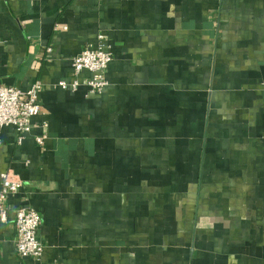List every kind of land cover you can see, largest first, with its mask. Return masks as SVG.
<instances>
[{"label":"crops","instance_id":"crops-1","mask_svg":"<svg viewBox=\"0 0 264 264\" xmlns=\"http://www.w3.org/2000/svg\"><path fill=\"white\" fill-rule=\"evenodd\" d=\"M100 42L104 91L60 87ZM37 80L31 131H0L24 182L0 264H264V0H0V86ZM21 205L40 262L16 251Z\"/></svg>","mask_w":264,"mask_h":264},{"label":"built area","instance_id":"built-area-1","mask_svg":"<svg viewBox=\"0 0 264 264\" xmlns=\"http://www.w3.org/2000/svg\"><path fill=\"white\" fill-rule=\"evenodd\" d=\"M103 39V36H100ZM49 51L51 48L48 49ZM112 53L105 49L104 43L99 47L87 46L72 59V80H62L58 85L64 89L77 90L80 85L79 76L88 71L90 76L86 81L87 92L97 94L109 85L106 69L112 61ZM42 84L34 81L27 90L14 86H0V131L13 125L17 132L18 144L22 143L25 135L31 131V120L42 112L39 102V91ZM45 127L46 123L43 124ZM46 135L37 136L39 144H43ZM23 180L12 169L0 172V222L9 219L7 199L10 194L18 192L23 187ZM17 229L16 251L22 259H33L40 262L45 249L43 240L39 237L42 217L38 210L28 205H21L15 210Z\"/></svg>","mask_w":264,"mask_h":264},{"label":"rangeland","instance_id":"rangeland-1","mask_svg":"<svg viewBox=\"0 0 264 264\" xmlns=\"http://www.w3.org/2000/svg\"><path fill=\"white\" fill-rule=\"evenodd\" d=\"M104 47H105V49H107L105 45H104ZM107 50H108V49H107ZM109 64H110V63H109ZM108 66H109V65H108ZM107 68H108V67H107ZM106 70H107V69H106ZM106 77H107V76H106Z\"/></svg>","mask_w":264,"mask_h":264}]
</instances>
